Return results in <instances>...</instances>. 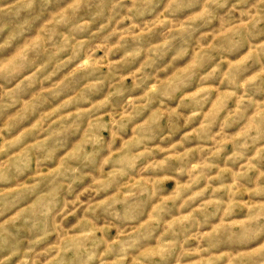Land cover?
I'll return each instance as SVG.
<instances>
[{
    "label": "rangeland",
    "instance_id": "obj_1",
    "mask_svg": "<svg viewBox=\"0 0 264 264\" xmlns=\"http://www.w3.org/2000/svg\"><path fill=\"white\" fill-rule=\"evenodd\" d=\"M0 264H264V0H0Z\"/></svg>",
    "mask_w": 264,
    "mask_h": 264
}]
</instances>
